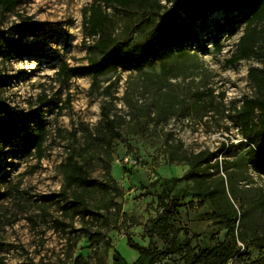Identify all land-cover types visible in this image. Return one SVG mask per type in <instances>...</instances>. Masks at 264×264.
<instances>
[{
	"label": "rangeland",
	"instance_id": "374dc122",
	"mask_svg": "<svg viewBox=\"0 0 264 264\" xmlns=\"http://www.w3.org/2000/svg\"><path fill=\"white\" fill-rule=\"evenodd\" d=\"M93 4L111 18L115 46L140 41L158 21L155 10L138 23L136 10L101 0H18L0 21V72L10 77L0 86V105L30 122L0 151V259L115 264L118 254L124 264H146L127 240L160 251L170 234L190 239L199 257L194 262L183 252L154 264H204L223 243L235 253L227 264H264V174L235 120L243 99L253 94L248 72L264 69V58L227 62L244 31V14H231L233 30L217 37L222 12L195 18L183 49L170 50L163 42L141 71L108 64L92 91L89 74L69 72L65 83L56 74L62 62L69 68L87 65L93 39L83 44L82 19ZM18 14L37 26L20 43L35 47L6 60L2 31L18 22ZM176 24L171 21V36ZM40 96L48 98L43 107ZM102 109L120 139L104 133ZM36 112L47 134L40 157L29 147ZM199 152L213 154L212 165L199 170L201 184L183 179ZM69 157L89 184L68 183ZM165 187L178 209L163 223L157 218ZM206 189L213 195L203 196ZM50 195L52 201L43 200Z\"/></svg>",
	"mask_w": 264,
	"mask_h": 264
},
{
	"label": "trees",
	"instance_id": "16d2710c",
	"mask_svg": "<svg viewBox=\"0 0 264 264\" xmlns=\"http://www.w3.org/2000/svg\"><path fill=\"white\" fill-rule=\"evenodd\" d=\"M104 4H110L117 9L136 10L139 14L138 23L147 21V15L151 11L158 13V21L151 26L148 32L144 33L140 41L133 42L129 47H119L114 45L113 32L111 30V18L103 10L101 5H90L83 10V33L84 45L87 39H93L92 44L87 46V65L69 68L66 62L60 64L56 78L65 83L69 72L80 75L89 74L92 77V91L97 86L100 76L107 72V66L121 68L124 71H141L149 66L154 60L157 51L163 42L167 43L170 50H181L185 43L192 36L191 22L204 14H214L222 12L224 15L223 26L216 24L215 37L219 36L225 29L232 31L234 23L230 18L231 14L243 13L241 22L244 23V31L239 37L235 52L227 61L233 65L241 60L251 58H264V0H165L169 4L168 8L154 2V0H101ZM18 4V0H0V21L10 13ZM18 22L12 23L6 32L2 31V44L8 49L3 52L6 60L14 58L18 53H23L25 49L34 48L35 45H25L20 43V39L25 34L37 32V26L31 23L30 19L17 15ZM177 22L176 35L171 36L168 30L171 21ZM17 37V39H15ZM217 47L218 40L216 41ZM97 52L99 58L94 60L91 53ZM10 77L0 72V86L9 80ZM248 79L253 86L252 97H245L242 106L235 116L236 124L246 142L253 146L251 150L253 156L260 163L261 172L264 174V69H250ZM39 106L47 104L48 98L40 96ZM69 102V98L66 100ZM36 120L33 134L30 136V149L33 148L40 157L43 144L46 139V130L40 120L39 113L32 115ZM102 128L112 139H120L121 135L117 131L116 124L110 118L106 109H102ZM25 116L14 114L5 105H0V151L8 144L17 139L25 132L29 125ZM213 154L199 152L189 160V171L183 177L184 180L202 183V174L199 170L209 167ZM72 163L73 158L69 157ZM69 169L67 177L70 185L89 184L83 168L73 164ZM177 181V180H176ZM166 184H162L165 186ZM207 190V189H206ZM162 211L157 221L165 223L177 213L178 204L176 200L169 196L167 187L164 188ZM213 192L208 190L202 193L203 196L210 197ZM54 195L44 196V201H52ZM227 222H231V217L224 215ZM228 227L229 224H227ZM229 233V232H228ZM228 235V234H227ZM167 245L163 250L153 251L150 248H143L133 244L130 239L127 245L133 250L139 251L146 264H154L158 258H165L183 252L191 253V257L196 261L198 254L191 249V240L179 241L175 236L168 234ZM235 253L232 252L227 243L221 244L204 262V264H227ZM116 254L115 264H124L119 261ZM0 264H4L0 259Z\"/></svg>",
	"mask_w": 264,
	"mask_h": 264
}]
</instances>
